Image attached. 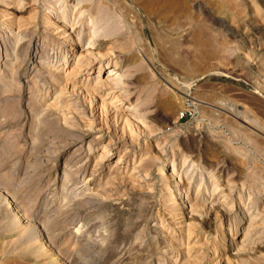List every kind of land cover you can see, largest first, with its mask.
I'll use <instances>...</instances> for the list:
<instances>
[{"label":"rangeland","instance_id":"1","mask_svg":"<svg viewBox=\"0 0 264 264\" xmlns=\"http://www.w3.org/2000/svg\"><path fill=\"white\" fill-rule=\"evenodd\" d=\"M7 1L0 264H264V0H23L12 31ZM109 55L113 103L83 88Z\"/></svg>","mask_w":264,"mask_h":264},{"label":"bare ground","instance_id":"2","mask_svg":"<svg viewBox=\"0 0 264 264\" xmlns=\"http://www.w3.org/2000/svg\"><path fill=\"white\" fill-rule=\"evenodd\" d=\"M75 1V0H74ZM79 0H77V2H78ZM83 3V2H82ZM6 4H7V6L10 8V10L11 11H9V12H7V13H5V20H9L8 22H7V25H6V27H8V25L9 26H11V27H9L10 28V31H12V26L14 27V25H16L17 26V22H15V14L16 13H18V12H21L24 8H25V3H24V1L23 0H9V1H7L6 2ZM78 4H81V2L80 3H78ZM77 4V5H78ZM76 6V5H75ZM4 7H6V6H4ZM59 7V6H58ZM77 7V6H76ZM55 8V7H54ZM61 8V7H60ZM66 9H68V8H66ZM77 9V8H76ZM79 9V8H78ZM53 11V10H52ZM56 11V10H55ZM66 10H63V8H62V10L61 11H56L55 12V14H53V15H55V17H57L58 19H57V22L55 21V24H53L54 25V27H53V32H55V30H57L56 31V33H57V35L59 34L60 36L62 35V38H63V40H64V42H66V43H64L66 46H68V47H66V50L64 51V53H65V55L63 56V59H62V63L60 64V66H61V68H60V70L61 71H58V74L59 75H57L56 77H58L59 79H65V78H67L68 76H71V74H72V72H73V70L75 69V68H78V67H80V63H82L81 62V59H80V56H77L76 54L74 55V52L76 53L77 52V50H79V49H81L83 46H84V44H85V37L81 34V33H84V32H79V31H76V29L78 28H74V25L72 24V23H70V21L68 20V18H67V13L65 12ZM79 11V10H78ZM86 11H88V10H86ZM3 12V11H2ZM4 12H6V11H4ZM68 12H69V10H68ZM83 12V11H82ZM53 13V12H52ZM81 13V12H80ZM79 13V14H80ZM88 14V13H87ZM2 17V16H1ZM16 17H17V15H16ZM47 17V16H46ZM19 18V17H18ZM4 19V18H3ZM90 19V18H89ZM92 19V18H91ZM2 20V19H1ZM17 20V19H16ZM71 20V19H70ZM90 21V20H89ZM91 21H93V19L91 20ZM71 22H72V20H71ZM95 22V21H94ZM87 23V22H86ZM90 23H93V22H90ZM20 25V24H19ZM18 25V28L20 29V27H23V26H19ZM52 25V26H53ZM76 25V24H75ZM96 25V24H95ZM83 26V25H82ZM88 26V25H87ZM86 27V26H85ZM92 27V26H91ZM51 28V27H50ZM80 29V28H79ZM82 29V28H81ZM78 30V29H77ZM83 30V29H82ZM86 30H90V29H86ZM92 31V34L90 33V35L92 36H94V32H95V29H92L91 30ZM98 32V31H97ZM13 34L12 35H14V34H16L17 32H12ZM95 34H97L96 32H95ZM88 35V34H87ZM89 35V36H90ZM16 37V36H15ZM19 37H20V35H19ZM22 37V36H21ZM98 37V36H97ZM91 38H93V37H91ZM102 38V37H101ZM14 39V38H13ZM19 39H21V38H19ZM94 40H98V39H96L95 37H94ZM101 40V39H100ZM97 42V41H96ZM87 48H89L90 46L92 47L93 45H94V42L91 40V39H89V40H87ZM97 45V44H96ZM100 46V45H99ZM70 48V49H69ZM86 48V49H87ZM94 48V47H93ZM92 48V49H93ZM96 48H98V47H96ZM85 50V49H84ZM88 50V49H87ZM108 54H110V53H108ZM110 56V55H109ZM109 56H105V57H100V58H102V60L101 61H96L93 57V59L94 60H89L88 62H87V67L89 68L90 67V69L93 67V65L97 62L98 63V70H97V74L93 77L94 79V81H92L91 83H88V84H86L83 88L85 89V88H87L88 90H91L93 93H94V91L95 92H98V93H100V92H102V94H104V99L106 100V99H110V102H108V103H113V102H116L117 100H118V98H119V95L117 94V92H119L118 90H119V85H120V83H121V81H122V78H123V72L120 70V67H119V65H118V63L119 62H114V64H113V57H109ZM9 56H7V54H6V57L5 58H8ZM69 57H72V59H70L69 60ZM99 57V56H98ZM77 58V59H76ZM77 60L76 61V65H74V68H72L71 70H68V68H69V66L71 65V62H73V61H71V60ZM99 59V58H98ZM119 59V58H118ZM85 60V59H84ZM83 61V60H82ZM7 62V61H6ZM86 62V61H85ZM7 64L9 65V63L7 62ZM114 65L113 66V68H111V65ZM3 66V65H2ZM83 67H84V65H83ZM8 68V66H6V69ZM122 68V67H121ZM9 69V68H8ZM78 69H80V68H78ZM85 69H87V68H85ZM106 69V70H105ZM117 69V70H116ZM75 71V70H74ZM76 72V71H75ZM74 72V73H75ZM102 72V73H101ZM55 73V72H54ZM73 73V74H74ZM91 76V75H90ZM104 77V78H99V77ZM72 77H74V76H72ZM69 78V77H68ZM58 79V80H59ZM57 80V79H56ZM72 80V79H71ZM74 80V79H73ZM86 80L88 81V80H90L89 79V75H88V77L86 78ZM85 81V80H84ZM125 81V80H124ZM60 82V81H59ZM75 82V81H74ZM123 82V81H122ZM64 83H65V81H64ZM67 83V82H66ZM70 83H71V81H70ZM77 84V83H76ZM93 84V85H92ZM65 85V84H64ZM68 85V84H67ZM66 85V86H67ZM78 85V84H77ZM92 85V86H91ZM70 87V86H69ZM68 87V88H69ZM72 87V86H71ZM73 87H75L74 85H73ZM82 87V86H81ZM80 89V88H79ZM123 89V88H122ZM121 89V90H122ZM86 90V89H85ZM108 90V91H107ZM71 91V90H70ZM78 92H79V90H78ZM122 92V91H121ZM70 93V92H69ZM126 93V92H125ZM79 94V93H78ZM97 94V93H96ZM101 94V95H102ZM73 95V94H72ZM74 96V95H73ZM99 96V95H98ZM126 96V95H125ZM121 97V96H120ZM68 98V97H67ZM73 98V97H72ZM129 97H127V99H128ZM74 99V98H73ZM69 100V99H68ZM124 100V99H123ZM130 100V99H129ZM118 101H120V100H118ZM107 103V102H106ZM107 103V104H108ZM101 104L103 105V104H105L104 102H101ZM106 104V105H107ZM125 104H127V106L124 108L123 106L121 107V108H124L123 110L124 111H127V112H130V111H132V112H134V113H132V114H130V116H132V117H136V115H135V110H136V107H134L133 106V104H132V102H129V101H126V103ZM136 105V104H135ZM101 106V105H100ZM100 106H99V108H100ZM116 106V105H115ZM118 107V106H117ZM139 115V114H138ZM128 117V116H127ZM131 118V117H130ZM134 118H133V120H134ZM132 119V118H131ZM139 121V120H138ZM141 121V120H140ZM124 122V121H123ZM97 140V139H96ZM78 142V141H77ZM105 147V146H104ZM105 149V148H104ZM109 151V150H108ZM108 157H107V153H104L103 154V156H102V158H101V160H106ZM119 159V158H118ZM121 160V159H120ZM117 161V160H116ZM104 162V161H103ZM116 164H117V162H116ZM128 163H126V165H127ZM97 165V164H96ZM118 166V165H117ZM173 168H175V164L173 163ZM105 167V166H104ZM121 167V166H120ZM102 168V167H101ZM174 170V169H173ZM132 171V170H131ZM172 171V170H171ZM131 174V173H130ZM172 174V173H171ZM172 177V176H171ZM90 179H92V178H90ZM175 179H176V177H175ZM174 182V181H173ZM180 182V181H179ZM185 183V182H184ZM183 184V183H182ZM177 186V185H176ZM177 188H179V186L177 187ZM181 192V191H180ZM180 194V193H179ZM185 194H187V193H185ZM180 197V196H179ZM181 199V198H180ZM194 201V200H193ZM197 201V200H196ZM182 205H184V207H186V208H188L189 209V211H184L185 212V214H189V213H191V211H192V205H189V201H188V197H183L182 198ZM191 204V203H190ZM193 205H194V203H193ZM195 206H197V205H194V207ZM199 206V205H198ZM193 207V208H194ZM186 208H184V209H186ZM197 208V207H196ZM229 208V207H228ZM227 208V209H228ZM226 209V208H225ZM193 215V214H192ZM188 216V215H187ZM190 216V215H189ZM191 217V216H190ZM181 218V221H177L176 223H180L181 225H185L186 223H185V221H184V219H183V216L182 217H180ZM192 218V217H191ZM256 219V218H255ZM253 223V222H252ZM260 225V224H259ZM252 226H254L253 224H252ZM184 227H186V225L184 226ZM256 227V226H255ZM248 229V228H247ZM253 232V231H252ZM248 236H249V234H248ZM246 237V236H245ZM250 237V236H249ZM251 238V237H250ZM247 239V238H246ZM245 241V240H244ZM247 241V240H246ZM251 241V240H250ZM262 244V243H261Z\"/></svg>","mask_w":264,"mask_h":264},{"label":"built area","instance_id":"3","mask_svg":"<svg viewBox=\"0 0 264 264\" xmlns=\"http://www.w3.org/2000/svg\"><path fill=\"white\" fill-rule=\"evenodd\" d=\"M184 116V114H182V116L181 117H183Z\"/></svg>","mask_w":264,"mask_h":264},{"label":"trees","instance_id":"4","mask_svg":"<svg viewBox=\"0 0 264 264\" xmlns=\"http://www.w3.org/2000/svg\"><path fill=\"white\" fill-rule=\"evenodd\" d=\"M187 117V116H186Z\"/></svg>","mask_w":264,"mask_h":264}]
</instances>
